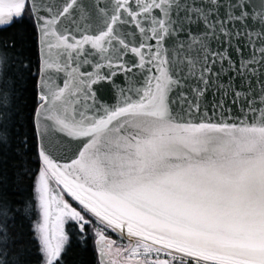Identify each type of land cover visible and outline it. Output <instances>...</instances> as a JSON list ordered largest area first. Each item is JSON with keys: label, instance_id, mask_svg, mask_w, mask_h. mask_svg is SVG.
Returning <instances> with one entry per match:
<instances>
[{"label": "snow or ice", "instance_id": "snow-or-ice-1", "mask_svg": "<svg viewBox=\"0 0 264 264\" xmlns=\"http://www.w3.org/2000/svg\"><path fill=\"white\" fill-rule=\"evenodd\" d=\"M26 11L38 135L75 141L39 147L43 264H60L69 222L93 228L101 264H264V0H0V25ZM104 68L141 73L115 107L95 102Z\"/></svg>", "mask_w": 264, "mask_h": 264}, {"label": "trees", "instance_id": "trees-1", "mask_svg": "<svg viewBox=\"0 0 264 264\" xmlns=\"http://www.w3.org/2000/svg\"><path fill=\"white\" fill-rule=\"evenodd\" d=\"M37 32L31 13L0 29V264H43L33 226L41 165L33 114L38 105ZM60 264H98L93 239L75 223Z\"/></svg>", "mask_w": 264, "mask_h": 264}, {"label": "water", "instance_id": "water-1", "mask_svg": "<svg viewBox=\"0 0 264 264\" xmlns=\"http://www.w3.org/2000/svg\"><path fill=\"white\" fill-rule=\"evenodd\" d=\"M15 20H18V19H15ZM78 23H79V21H78ZM12 24L13 23L8 24V25H0V29L7 28V27L11 26ZM35 28H36V26H35ZM36 32H37V29H36ZM216 46L219 47V44L217 43ZM86 47H90V46H86ZM37 49H38V75H37V80H36V91H37V96H38L39 95V88H38L39 68L41 65V56H40V50H39V44H38V35H37ZM232 56H233V59H236V53L233 52ZM133 59H135V58L133 56H131V54L123 57V60L125 62H128L129 65ZM104 63H106V61ZM80 71L81 72H93V71H95V69L88 64H83L80 67ZM101 71L104 73H107V72H116L117 73V75L113 78V83H101V84L94 85L92 88V91L95 94V102L99 105L106 106V107H115V106L119 105L121 103V101L124 99V96H122L120 93V89L132 88V87L137 86V81L140 80V78H141L140 70H138L136 68H133L132 72H130V73L120 72L116 68H111V69L104 68ZM225 71H226V69H225ZM257 75H259V73H257ZM53 79L58 84L62 85V81H63V79H65V74L64 73L55 74L53 76ZM237 82L238 81L232 77H229L227 80L224 81L225 84L232 83L233 86H235V84ZM188 86H193V85L190 84ZM245 86L246 85L244 83H241V90ZM255 87H258V85H256ZM212 91H213V94L207 96V99L205 100V105L212 103L218 96L221 95V93L217 92L215 89H213ZM125 94H127V93H125ZM38 105H39V99H38ZM38 105L35 108V111L33 114L34 131H35L36 141H37V154H38L41 142H43V144L48 149L54 150L56 152V154L67 155V153L64 150L66 148L72 147L75 144V141H70V139L67 138L63 133L58 132L54 129L50 130L46 133L43 141H41V138L38 135L37 126L34 122L36 120V111H37ZM235 111L236 110L233 109V112H235ZM208 114L211 115L212 113L209 112ZM41 127H43V125H41ZM38 159H39V163L41 165L39 156H38ZM96 241H97V238L95 239V245L97 246ZM97 256L99 258V261H101L99 253Z\"/></svg>", "mask_w": 264, "mask_h": 264}, {"label": "flooded vegetation", "instance_id": "flooded-vegetation-1", "mask_svg": "<svg viewBox=\"0 0 264 264\" xmlns=\"http://www.w3.org/2000/svg\"><path fill=\"white\" fill-rule=\"evenodd\" d=\"M73 206H77V205H76L75 203H73ZM86 218L93 219V218L90 217V216H86ZM93 224H95L94 219H93ZM86 228L89 229V230L91 231V234H92V236H93V244H94L95 252H96V255H98V253H99V251H98V245H97V246L95 245V239H96L97 237H96V235L94 234V232H93V228H92V227H88V226H86ZM86 228H85V229H86ZM106 234H107L108 236H110L112 239H114V240H118V236H117L116 234H114V233H112V232H108V233H106ZM97 260H98V264H100L101 261H99L98 256H97Z\"/></svg>", "mask_w": 264, "mask_h": 264}, {"label": "rangeland", "instance_id": "rangeland-1", "mask_svg": "<svg viewBox=\"0 0 264 264\" xmlns=\"http://www.w3.org/2000/svg\"><path fill=\"white\" fill-rule=\"evenodd\" d=\"M36 179H37V175H36V177H35V181H36ZM34 184H35V182H34ZM34 195H35V192H34ZM39 209H38V207H37V218H36V220H35V223L39 220ZM34 223V224H35ZM86 228V227H85ZM87 229V228H86ZM33 231H34V226H33ZM88 231L90 232V234H91V231L88 229ZM91 236H92V234H91ZM35 238H36V236H35ZM92 239H93V236H92ZM37 240V239H36ZM38 242V241H37Z\"/></svg>", "mask_w": 264, "mask_h": 264}]
</instances>
